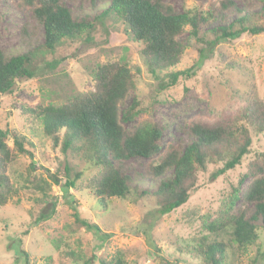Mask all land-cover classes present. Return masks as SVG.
Returning a JSON list of instances; mask_svg holds the SVG:
<instances>
[{"label":"trees","instance_id":"trees-1","mask_svg":"<svg viewBox=\"0 0 264 264\" xmlns=\"http://www.w3.org/2000/svg\"><path fill=\"white\" fill-rule=\"evenodd\" d=\"M92 1L108 5L94 21L74 18L66 0H20L17 5L20 10L31 12V17L43 28V48L52 54L66 41H77L83 36L90 38L97 30L95 20L101 25L110 20L121 22L131 40L143 45L142 63L158 79V91L176 86L195 68L175 69L185 57L187 48L180 39L185 33L195 43L203 44L202 49H197L200 54L218 42L235 40L244 34L264 35V0H257L261 5L258 12L253 11L254 4L244 10L233 0H221L219 9L199 7L181 14L163 0ZM231 14L237 16L231 23L203 31L218 17L227 21ZM29 30V25L24 27V34ZM37 60L34 49L8 57L0 48V96L12 94L20 81L33 80ZM137 72H140L138 68L134 72L125 61L106 62L92 70L94 85L87 92H72L58 103L15 105L23 116L38 121L53 149H60L64 154L61 169L56 174L48 172L52 183L63 188V197L74 210L78 229L102 234L98 224L89 217H81L77 208L72 207L77 201L72 199L71 189L88 191L107 210L113 198L137 204L149 196L135 182L140 177L152 178L160 180L157 190L150 194L156 206L162 213L171 212L189 201L197 188L199 174L209 165L222 166L212 174L213 179L234 170L251 154V130L264 133V100L251 95L242 107L225 109L213 120L193 119L185 130L189 143L184 146L162 145L163 128L150 118L139 120L133 130H127L124 123L134 122L143 112L136 95ZM130 97L131 103L123 109L121 106ZM10 137L13 147L9 146ZM34 147L31 139L20 131L0 128V207L14 191L10 166L21 156L34 155L30 150ZM69 155L77 162L71 164ZM133 158L148 160L144 176L128 173L125 163ZM78 162L83 166L79 168ZM34 169L31 165L26 181L41 192L42 198L37 203L41 206L51 203L55 213V203L50 201L52 183L37 179L32 173ZM87 169L94 172L83 178ZM62 172L64 182L60 178ZM47 217L40 216L36 223ZM201 220L207 233L189 249L200 257L202 264H224L229 249L245 252L258 245L259 230H264V151L248 162L245 173L237 185H231L215 214ZM64 252L74 262L83 260L84 264H91L94 261L93 255L85 258L73 250ZM23 255L26 264L33 263L28 252L23 251ZM97 263L127 264V261L118 252L101 257Z\"/></svg>","mask_w":264,"mask_h":264},{"label":"rangeland","instance_id":"rangeland-1","mask_svg":"<svg viewBox=\"0 0 264 264\" xmlns=\"http://www.w3.org/2000/svg\"><path fill=\"white\" fill-rule=\"evenodd\" d=\"M19 1L0 0V48L8 57L34 49L38 60L33 68V80L20 81L12 94L0 96V128L20 131L35 147L30 148L34 155L21 156L9 168L14 191L0 207V264H26L23 251L31 255L32 264H84L83 260L72 261L66 256V250L76 251L85 258L93 255L91 264H98L101 257H111L118 252L124 254L127 264H202L200 257L189 249L207 233L201 218L215 214L231 185H237L245 173L248 162L264 151V133L251 130V154L234 170L213 179L212 174L222 166L209 165L199 174L197 188L189 201L171 212L162 213L156 206L150 194L157 190L160 180L152 178L140 177L135 182L149 196L137 204L113 198L107 210L88 191L71 189L72 199L77 201L72 207L77 208L81 217L91 218L102 230V234H94L77 228L74 210L63 197V188L53 184L49 176L48 170L56 174L61 169L64 154L60 149H53L43 126L23 116L15 105L58 103L72 92H87L93 88L92 70L97 65L125 61L134 72L137 68L140 70L136 95L143 112L134 122L124 123V127L131 131L139 120L150 118L163 128L162 145L180 143L184 146L189 143L185 130L193 119L213 120L225 109L242 107L249 95L264 100V35L244 34L235 40L218 42L200 54L197 49H202L203 44L195 43L185 33L180 38L187 48L185 57L175 69L195 68L176 86L158 91V79L142 63L143 45L131 40L121 22L110 20L101 25L95 20L97 30L90 38L83 36L77 41H66L52 54L43 48V28L31 17V12L19 9ZM163 1L181 14L199 7L219 9L221 0ZM233 1L244 10L251 4H254V12L261 10L257 0ZM66 4L74 18L91 21L108 7L92 0H66ZM236 17L231 14L227 21L218 17L203 31L229 24ZM28 25L31 30L24 34L23 28ZM130 103L131 97L121 107L125 109ZM9 146L13 147L11 137ZM68 160L71 164L77 162L71 155ZM31 165L35 166L32 173L37 179L52 183L50 201L55 203V213H52L51 203L42 206L37 203L42 194L26 181ZM147 165L145 158H133L125 163L131 176H144ZM78 166L83 165L78 162ZM93 172L87 169L83 178ZM63 176L62 172L60 178L64 182ZM167 176H171V172ZM46 215L49 217L36 223L40 216ZM259 235L258 245L245 252L229 249L224 264H252L253 261L264 264L263 229L259 230Z\"/></svg>","mask_w":264,"mask_h":264}]
</instances>
